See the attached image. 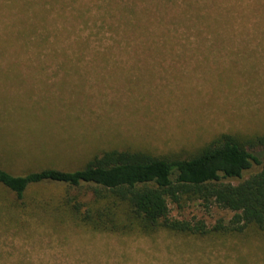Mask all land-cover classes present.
Returning a JSON list of instances; mask_svg holds the SVG:
<instances>
[{
	"label": "rangeland",
	"instance_id": "obj_1",
	"mask_svg": "<svg viewBox=\"0 0 264 264\" xmlns=\"http://www.w3.org/2000/svg\"><path fill=\"white\" fill-rule=\"evenodd\" d=\"M231 3V30L176 36L184 46L66 49L51 59L0 54V166L15 174L72 169L110 147L182 154L220 132H263L264 0ZM15 201L0 185V264H264V234L92 232L6 210ZM169 207L173 217L208 224L230 215L199 202Z\"/></svg>",
	"mask_w": 264,
	"mask_h": 264
},
{
	"label": "trees",
	"instance_id": "obj_2",
	"mask_svg": "<svg viewBox=\"0 0 264 264\" xmlns=\"http://www.w3.org/2000/svg\"><path fill=\"white\" fill-rule=\"evenodd\" d=\"M233 7L231 0H0V54L19 58L30 51L34 59H51L66 49L184 46L176 36L231 30ZM48 183L61 190L33 192L32 186ZM0 185L16 197L6 210L41 213L92 232L264 234V131L220 132L182 154L110 147L72 169L46 165L15 174L0 166ZM189 202L230 215L212 224L170 215V203L179 208Z\"/></svg>",
	"mask_w": 264,
	"mask_h": 264
}]
</instances>
